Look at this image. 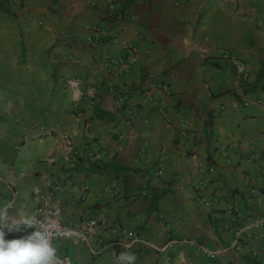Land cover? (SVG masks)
<instances>
[{
    "label": "crops",
    "instance_id": "1",
    "mask_svg": "<svg viewBox=\"0 0 264 264\" xmlns=\"http://www.w3.org/2000/svg\"><path fill=\"white\" fill-rule=\"evenodd\" d=\"M10 201L98 223L54 241L71 264H264V0H0Z\"/></svg>",
    "mask_w": 264,
    "mask_h": 264
},
{
    "label": "clouds",
    "instance_id": "2",
    "mask_svg": "<svg viewBox=\"0 0 264 264\" xmlns=\"http://www.w3.org/2000/svg\"><path fill=\"white\" fill-rule=\"evenodd\" d=\"M13 205L11 201L0 205V264H58L57 248L41 218L22 207L10 215L8 209ZM33 228L36 231L26 234ZM12 233L22 235L7 239ZM136 261L134 252L121 251L115 264H136Z\"/></svg>",
    "mask_w": 264,
    "mask_h": 264
},
{
    "label": "built area",
    "instance_id": "3",
    "mask_svg": "<svg viewBox=\"0 0 264 264\" xmlns=\"http://www.w3.org/2000/svg\"><path fill=\"white\" fill-rule=\"evenodd\" d=\"M222 55L227 56L226 53L221 52ZM102 68L106 70L115 69V74L118 76L123 75L126 73V71L129 68V64L124 61L122 58L119 59H113V58H105L102 63ZM245 68L244 66L241 67V71L244 72ZM165 91H167V88H163ZM117 103H120L123 101V97L118 95L116 97ZM153 104L156 106V102L153 101ZM122 136L119 135V139H121ZM82 157V156H81ZM80 159V157L75 158L70 166L74 168L77 164V160ZM162 174L161 171H158L156 173V176H160ZM59 187L56 184L54 187V190H57ZM87 195V188L84 187L80 191V198L83 199ZM9 211V210H8ZM46 213V215L43 216V214ZM11 215V213L9 212ZM35 215L41 218L43 221V227L45 229L50 230L49 235L51 236L52 243L56 240H66V239H82V240H88L91 238L95 230L99 227L98 223L94 220L86 221L82 223L79 227H71L66 226L62 222V214L58 207H48L45 204H41L38 206V208L35 211ZM264 224V221H258L256 223L252 224L253 228H260ZM36 231L35 228L30 229ZM117 236L121 239V242L125 243L127 247L130 246L131 242H139L140 244L147 246L149 244L148 239L144 236H140L139 234L128 231L126 229H120L117 233ZM58 255V264H71V261L64 256Z\"/></svg>",
    "mask_w": 264,
    "mask_h": 264
}]
</instances>
